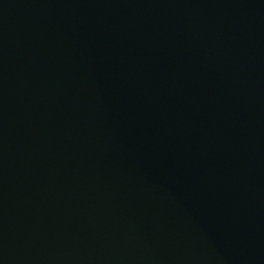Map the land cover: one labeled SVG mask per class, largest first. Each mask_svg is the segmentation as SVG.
Returning <instances> with one entry per match:
<instances>
[{"label":"water","instance_id":"1","mask_svg":"<svg viewBox=\"0 0 264 264\" xmlns=\"http://www.w3.org/2000/svg\"><path fill=\"white\" fill-rule=\"evenodd\" d=\"M0 264H264V0H0Z\"/></svg>","mask_w":264,"mask_h":264}]
</instances>
